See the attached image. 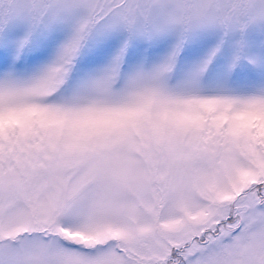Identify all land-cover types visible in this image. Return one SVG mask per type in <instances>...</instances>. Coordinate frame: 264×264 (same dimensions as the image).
Listing matches in <instances>:
<instances>
[{"label": "snow or ice", "instance_id": "6c2138e0", "mask_svg": "<svg viewBox=\"0 0 264 264\" xmlns=\"http://www.w3.org/2000/svg\"><path fill=\"white\" fill-rule=\"evenodd\" d=\"M0 264H264V0H0Z\"/></svg>", "mask_w": 264, "mask_h": 264}]
</instances>
